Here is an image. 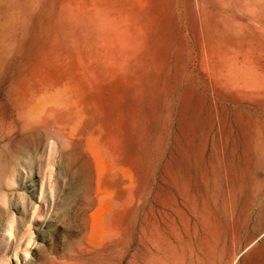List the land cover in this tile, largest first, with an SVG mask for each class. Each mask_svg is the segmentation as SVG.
<instances>
[{
  "label": "rangeland",
  "instance_id": "1",
  "mask_svg": "<svg viewBox=\"0 0 264 264\" xmlns=\"http://www.w3.org/2000/svg\"><path fill=\"white\" fill-rule=\"evenodd\" d=\"M9 167L0 264H264V0H0Z\"/></svg>",
  "mask_w": 264,
  "mask_h": 264
},
{
  "label": "bare ground",
  "instance_id": "2",
  "mask_svg": "<svg viewBox=\"0 0 264 264\" xmlns=\"http://www.w3.org/2000/svg\"><path fill=\"white\" fill-rule=\"evenodd\" d=\"M56 135V134H55ZM47 140H49V137L47 138ZM53 155L52 152L49 151L48 152V157H47V171L45 174V181L44 183H47V188H39L38 192H37V196H39V201H50L54 198V181L52 178V171H51V162L53 160ZM31 172V171H30ZM17 174H18V170L14 167H9L7 168L4 173H0V219L4 217V214L7 212V207L9 206V199L10 197L7 194V190L12 188L14 186V184L16 183V179H17ZM48 194V196H43L42 194L45 192ZM22 200H24V197L21 196L19 198V202ZM39 205V202H34L31 206L30 209L28 211L29 217L34 216L35 214V210L37 208V206ZM27 211L25 210L24 206H23V215H21V218H23L24 213H26ZM6 227L3 229V234H7L8 236L11 235V228H12V223H13V217H9L6 218ZM4 220V221H5ZM30 223H32V219L29 218V223L27 225V230H29L30 228ZM29 237H30V233L28 231Z\"/></svg>",
  "mask_w": 264,
  "mask_h": 264
}]
</instances>
